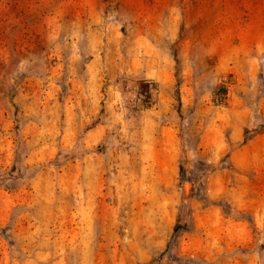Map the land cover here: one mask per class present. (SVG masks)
Listing matches in <instances>:
<instances>
[{
  "label": "rangeland",
  "instance_id": "1",
  "mask_svg": "<svg viewBox=\"0 0 264 264\" xmlns=\"http://www.w3.org/2000/svg\"><path fill=\"white\" fill-rule=\"evenodd\" d=\"M261 136L264 0H0V264H264Z\"/></svg>",
  "mask_w": 264,
  "mask_h": 264
},
{
  "label": "trees",
  "instance_id": "2",
  "mask_svg": "<svg viewBox=\"0 0 264 264\" xmlns=\"http://www.w3.org/2000/svg\"><path fill=\"white\" fill-rule=\"evenodd\" d=\"M138 91H139V96L143 97L145 100H146V105L144 106V109L145 110H148L150 108V97H151V94H156L157 93V89L155 87L154 84L152 83H149V82H146V81H143V82H140L139 83V87H138ZM224 92V91H223ZM224 94V93H223ZM175 98H176V101H177V109H176V113L178 116H180L181 114V111H180V102H179V99H178V93L176 92L175 93ZM247 143V136L245 135L244 139H243V143L242 145H245ZM179 177L180 179L183 178V174H184V169L183 167L180 165L179 166ZM188 209L185 210V212L189 215L190 212L188 211ZM189 217L190 216H185V218H187V220H189ZM181 216H180V220H181ZM180 228L177 226L175 228V233L177 232V230H179ZM163 253H159L154 259H152L151 262H149L148 264H160V259L162 257Z\"/></svg>",
  "mask_w": 264,
  "mask_h": 264
},
{
  "label": "crops",
  "instance_id": "3",
  "mask_svg": "<svg viewBox=\"0 0 264 264\" xmlns=\"http://www.w3.org/2000/svg\"><path fill=\"white\" fill-rule=\"evenodd\" d=\"M258 141H259V143L262 142V141H264V136L259 137V138H258ZM261 178H262V176H259V177H258L259 180H260ZM262 191H264V186H263Z\"/></svg>",
  "mask_w": 264,
  "mask_h": 264
}]
</instances>
